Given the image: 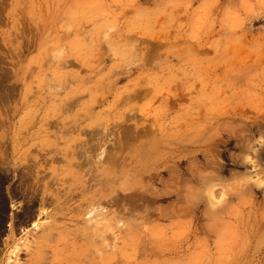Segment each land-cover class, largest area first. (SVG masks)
<instances>
[{
  "label": "rangeland",
  "instance_id": "374dc122",
  "mask_svg": "<svg viewBox=\"0 0 264 264\" xmlns=\"http://www.w3.org/2000/svg\"><path fill=\"white\" fill-rule=\"evenodd\" d=\"M263 113L264 0H0V259L54 221L25 189L66 177L71 255L264 264Z\"/></svg>",
  "mask_w": 264,
  "mask_h": 264
},
{
  "label": "bare ground",
  "instance_id": "6f19581e",
  "mask_svg": "<svg viewBox=\"0 0 264 264\" xmlns=\"http://www.w3.org/2000/svg\"><path fill=\"white\" fill-rule=\"evenodd\" d=\"M260 120H264V113L261 115V119ZM229 123V122H228ZM232 123V122H231ZM218 126V125H217ZM221 126V125H219ZM222 128V127H221ZM221 128L218 127L217 129H215L214 131V135H216V137H219V134L221 133ZM226 128V127H223V129ZM229 128V127H228ZM237 128V127H236ZM260 126L258 127L257 130H260L259 129ZM244 129V128H242ZM255 129V128H254ZM229 130V129H228ZM235 130V129H234ZM238 130V129H237ZM233 131V130H232ZM236 131V130H235ZM245 130H241L239 131L240 134H237V131L234 132L236 135H238V138H239V141H241V145L245 146L247 144H250L249 141H252L251 140V134L252 133H248V135L250 134V136H247V131L246 133H243ZM234 134V135H235ZM232 135V134H231ZM232 135V136H234ZM234 136L235 138H237V136ZM231 137L230 135L228 136V138ZM237 138V139H238ZM253 138V137H252ZM223 139V138H222ZM220 140V139H219ZM230 140V138L228 139ZM227 140V141H228ZM222 141V140H221ZM225 141V140H224ZM238 141V142H239ZM227 143V142H226ZM249 147V145H247ZM248 149V148H247ZM262 150V149H261ZM260 151H258L259 153ZM262 154H260V157H262V159L264 160V153H263V150L261 152ZM258 156V155H257ZM112 158V157H111ZM209 158V157H208ZM109 159V158H108ZM208 163V162H207ZM210 163V162H209ZM217 164V163H216ZM83 166V165H81ZM196 166V165H195ZM213 166H215L213 164ZM113 167V166H112ZM82 168V167H81ZM115 168V167H114ZM199 168V167H198ZM218 168V167H217ZM34 170V169H33ZM32 170V172H33ZM215 170V169H214ZM213 170V171H214ZM81 171V170H80ZM218 171V170H216ZM118 172V171H117ZM219 172V171H218ZM28 173V172H27ZM30 173V172H29ZM177 173V172H176ZM202 173V172H201ZM214 174V173H213ZM30 175V174H28ZM205 175V174H204ZM216 175V174H215ZM219 175V174H218ZM204 177V176H203ZM218 178V177H217ZM217 178H216V181H217ZM91 179H93V177H91ZM127 179H129L127 177ZM219 179V178H218ZM54 180H57V181H60L61 184H64V183H70V180L71 179H67L66 177H63V178H53L51 181H44V184L42 185H39L38 187L37 186H34V185H31L29 186L28 189H25L27 191V194H31V197H30V201H31V205L29 207V212L26 216L27 218H33V216H36V212H38L39 214L41 213V208H44V203L45 202H48V201H52L54 204L51 205V206H54L56 205V208L54 210V212H51L49 214V217H51L52 219H54V221H52L51 223L49 224H46L45 226L42 225L43 229H41V234L40 235H36V239L35 240H32V241L29 243V244H33V247L34 249L31 250L30 249V253H29V258L27 259V261H25L26 263H23V264H46V262H48L47 258H46V253L47 251L49 250L48 253H52V256L53 258H50L51 260L49 261V263L47 264H100V260L97 256H94L93 259H89V256L87 254H83V253H77V252H73V255H71V251H69L70 247L68 248V251L65 250L66 247H60L62 244L64 243H67L69 241V236L70 234L71 235H74L75 237H80L82 238L83 236H85V234H82V233H77V231H71L69 232V235H64L65 233V230L64 228L69 231L67 228H66V223H64V221L62 220H65L67 218V212L68 211H72V209L76 210L77 212H82V210H79V206L78 207H75V208H71L70 206H68V203L71 196H73L74 194V191L75 189H72L70 190L69 192L65 193L63 195H61L60 193H57V189L56 188L54 191L51 190V183L52 181ZM126 180V179H125ZM173 180V179H171ZM177 180V178H176ZM205 180V179H204ZM220 180V179H219ZM75 184L73 186H77V185H80V186H83V182H81V180H75ZM128 181V180H127ZM198 181V180H197ZM177 182V181H176ZM205 182V181H204ZM208 182V181H207ZM59 183V185H61ZM125 183V182H124ZM131 183V182H129ZM129 183H127L126 185H129ZM175 183V182H174ZM249 184V182H247ZM53 184V183H52ZM56 184V183H55ZM132 184V183H131ZM130 184V185H131ZM176 184V183H175ZM178 184V183H177ZM58 185V182H57V187L59 186ZM68 185V184H67ZM183 185V184H182ZM243 185V184H242ZM250 185V184H249ZM72 186V187H73ZM181 187V185H179ZM246 186V185H245ZM68 187V186H67ZM26 188V187H25ZM54 188V187H53ZM237 188V187H236ZM23 189V187H22ZM21 189V190H22ZM244 189V188H243ZM246 187H245V191H246ZM62 190V189H61ZM60 190V191H61ZM230 190V189H229ZM240 191H242V189L239 188ZM83 191H85V189H83ZM82 191V193H84ZM203 191V190H201ZM238 191V190H237ZM248 191V189H247ZM227 192V191H226ZM244 191H242L241 193L243 194ZM23 193V192H22ZM26 193V192H25ZM109 193L110 194H114L115 193V189H114V186L113 185H110V188H109ZM195 193V192H194ZM201 193V192H200ZM225 193V192H224ZM24 195V194H23ZM192 195V194H191ZM190 195V196H191ZM199 196V194H197ZM189 196V197H190ZM192 199V198H191ZM196 199V198H195ZM198 199V197H197ZM196 199V200H197ZM195 200V201H196ZM111 201L114 203L115 199H114V196H112V199ZM193 201V200H192ZM191 201V202H192ZM262 204H264V195H263V200H262ZM39 203V205H43V207L41 206V208H39L38 210L37 207H35V205ZM192 204V203H191ZM6 205V203H5ZM38 205V207H40ZM46 205V204H45ZM49 205V204H48ZM37 206V205H36ZM2 207V206H1ZM3 208V207H2ZM41 209V210H40ZM4 210V209H3ZM43 211V210H42ZM75 211V212H76ZM215 211V210H214ZM220 211V210H219ZM43 213V212H42ZM48 214V213H47ZM46 214V215H47ZM81 217V215H79ZM76 217L74 218L73 220H76L79 218ZM38 217V215H37ZM21 218V217H20ZM25 218V217H24ZM50 218V219H51ZM72 218V217H71ZM83 218V217H81ZM22 219V218H21ZM221 221V220H220ZM28 222V221H27ZM22 223H24L22 221ZM26 223V222H25ZM219 223V222H218ZM221 223V222H220ZM41 225V224H40ZM217 227H219V225H216ZM41 227V226H40ZM99 225H96V229L93 228V230L95 231V233H99L98 230H99ZM214 227V226H213ZM212 227V228H213ZM86 229V227H85ZM258 229V228H257ZM97 231V232H96ZM94 233V234H95ZM88 234V233H87ZM93 234V235H94ZM99 236V235H98ZM35 237V236H34ZM68 237V238H67ZM100 237V236H99ZM261 239V238H260ZM259 242V241H258ZM10 243V242H9ZM29 247V246H28ZM31 247V246H30ZM51 251V252H50ZM47 253V254H48ZM94 253V252H93ZM96 253V252H95ZM13 257V256H12ZM48 257V256H47ZM11 257L8 258V260L6 262H4V259H0V264H19L17 263L18 261H13L11 262L13 259H11Z\"/></svg>",
  "mask_w": 264,
  "mask_h": 264
}]
</instances>
